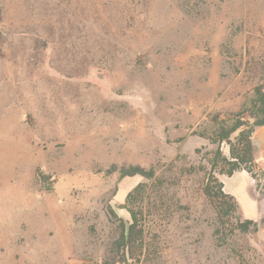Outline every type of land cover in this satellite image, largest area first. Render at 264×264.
<instances>
[{
  "label": "rangeland",
  "instance_id": "rangeland-1",
  "mask_svg": "<svg viewBox=\"0 0 264 264\" xmlns=\"http://www.w3.org/2000/svg\"><path fill=\"white\" fill-rule=\"evenodd\" d=\"M258 85L264 0H0V264H264V165L210 139Z\"/></svg>",
  "mask_w": 264,
  "mask_h": 264
},
{
  "label": "trees",
  "instance_id": "trees-1",
  "mask_svg": "<svg viewBox=\"0 0 264 264\" xmlns=\"http://www.w3.org/2000/svg\"><path fill=\"white\" fill-rule=\"evenodd\" d=\"M245 115L241 113L229 123L227 120H220L218 122V127L212 132V141L216 140L218 142H226L229 145V157L222 155L219 149L215 151L214 161L212 162V167L216 168L219 159L228 165L227 169L222 173L227 176H232L235 172L246 171L252 178L257 179L256 174L253 170L254 163V147L252 144V134L256 127L264 125V86H256L254 88V96L250 101L249 106L246 108ZM238 130L236 136V143H231L230 135ZM249 164L250 166H247ZM112 170L119 172V177L141 175L145 178H152L154 176L153 168H144L139 165L130 166H112ZM38 171V170H37ZM38 177L44 178L43 175ZM257 187V185H256ZM139 189V185L135 187L134 192ZM204 195L210 199L212 202L218 201L220 208H224L227 213L228 211H234L237 213L239 204L236 199L229 193L224 191V184L219 181L213 172H210L207 178V182L203 187ZM133 194V191L128 193L127 197ZM131 222L126 228V238H124V232L122 233L121 241L132 240L133 235L138 231V216L137 212L133 208H127ZM236 227L241 231H249L251 229H256L257 222L246 218L240 219L239 216L236 217ZM122 261H126V258Z\"/></svg>",
  "mask_w": 264,
  "mask_h": 264
},
{
  "label": "crops",
  "instance_id": "crops-1",
  "mask_svg": "<svg viewBox=\"0 0 264 264\" xmlns=\"http://www.w3.org/2000/svg\"><path fill=\"white\" fill-rule=\"evenodd\" d=\"M251 140H252V144L254 147V153L257 155V160L260 166L263 167L264 165V125L258 126L255 128L252 134ZM224 184H225V181H224Z\"/></svg>",
  "mask_w": 264,
  "mask_h": 264
}]
</instances>
